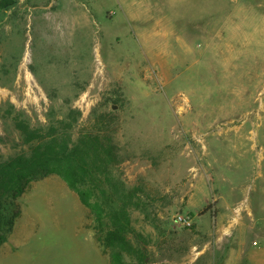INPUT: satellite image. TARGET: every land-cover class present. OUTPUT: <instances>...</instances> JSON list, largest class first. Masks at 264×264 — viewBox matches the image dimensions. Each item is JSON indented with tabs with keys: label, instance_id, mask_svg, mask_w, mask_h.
Wrapping results in <instances>:
<instances>
[{
	"label": "rangeland",
	"instance_id": "374dc122",
	"mask_svg": "<svg viewBox=\"0 0 264 264\" xmlns=\"http://www.w3.org/2000/svg\"><path fill=\"white\" fill-rule=\"evenodd\" d=\"M223 2L0 0V159L41 144L17 122L109 138L123 264H264V4ZM17 204L0 264H113L59 177Z\"/></svg>",
	"mask_w": 264,
	"mask_h": 264
},
{
	"label": "trees",
	"instance_id": "16d2710c",
	"mask_svg": "<svg viewBox=\"0 0 264 264\" xmlns=\"http://www.w3.org/2000/svg\"><path fill=\"white\" fill-rule=\"evenodd\" d=\"M73 115L69 120L75 122ZM72 122L60 131L51 128L46 136L30 130L24 122H17L26 145L35 141L41 144L29 156L22 153L0 159V247L6 242L7 229L19 215L17 200L29 185L57 176L88 211L87 229L104 252L112 251V263L123 264L124 256H133L141 263L142 252L127 239L131 212L139 207L134 194L111 173L117 163L115 147L100 134L84 133L73 140L66 132ZM10 209L17 211L13 217L9 215Z\"/></svg>",
	"mask_w": 264,
	"mask_h": 264
},
{
	"label": "crops",
	"instance_id": "0c3cea01",
	"mask_svg": "<svg viewBox=\"0 0 264 264\" xmlns=\"http://www.w3.org/2000/svg\"><path fill=\"white\" fill-rule=\"evenodd\" d=\"M205 2V4H207L208 2H210V0H203ZM202 2V1H201ZM247 3V4H264V0H225V2L223 3ZM216 3V1H215ZM222 17V16H221ZM235 17V16H234ZM204 19H208V16H206V18ZM201 21V19H199ZM203 29H205V27H201ZM216 34H220V33H216Z\"/></svg>",
	"mask_w": 264,
	"mask_h": 264
},
{
	"label": "built area",
	"instance_id": "2783aa9c",
	"mask_svg": "<svg viewBox=\"0 0 264 264\" xmlns=\"http://www.w3.org/2000/svg\"><path fill=\"white\" fill-rule=\"evenodd\" d=\"M176 223H178L179 226H183V227H190L192 224L188 217H183V216H178L176 218Z\"/></svg>",
	"mask_w": 264,
	"mask_h": 264
}]
</instances>
